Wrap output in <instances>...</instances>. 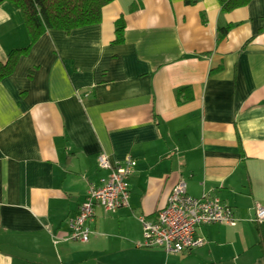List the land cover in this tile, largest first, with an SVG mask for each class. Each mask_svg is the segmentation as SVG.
<instances>
[{
	"label": "crops",
	"instance_id": "crops-1",
	"mask_svg": "<svg viewBox=\"0 0 264 264\" xmlns=\"http://www.w3.org/2000/svg\"><path fill=\"white\" fill-rule=\"evenodd\" d=\"M124 41L114 43L116 22ZM233 25L220 37V28ZM29 36L0 4V61ZM137 164L127 206H95L88 242L70 236L91 184ZM218 197L236 225L169 254L141 246L172 188ZM264 0H114L100 23L47 30L0 81V264H264Z\"/></svg>",
	"mask_w": 264,
	"mask_h": 264
},
{
	"label": "built area",
	"instance_id": "built-area-1",
	"mask_svg": "<svg viewBox=\"0 0 264 264\" xmlns=\"http://www.w3.org/2000/svg\"><path fill=\"white\" fill-rule=\"evenodd\" d=\"M98 163L102 169L108 171V176L103 179L102 185H90L79 214L70 219L69 238L74 241L90 240V223L94 219L96 205L116 212L129 203L130 178L137 162L127 158L123 164L113 163L102 153L98 157ZM254 220L264 222V206L259 203L255 207ZM140 221L144 239L141 246L161 248L169 254H177L200 248L206 243L198 233L202 226L215 223L236 225L238 219L233 209L218 197L209 194L191 196L187 181L182 179L174 185L166 206L157 216L152 220L141 216Z\"/></svg>",
	"mask_w": 264,
	"mask_h": 264
},
{
	"label": "trees",
	"instance_id": "trees-1",
	"mask_svg": "<svg viewBox=\"0 0 264 264\" xmlns=\"http://www.w3.org/2000/svg\"><path fill=\"white\" fill-rule=\"evenodd\" d=\"M5 0H0V4ZM18 7L24 18L29 43L23 48L12 49L6 62L0 61V81L10 76L19 59L27 55L34 43L47 30L70 32L74 29L100 23L103 8L114 0H8ZM225 12L248 5L253 0H218ZM233 25L220 28V37L225 36ZM125 21L116 22L114 43L124 41Z\"/></svg>",
	"mask_w": 264,
	"mask_h": 264
},
{
	"label": "rangeland",
	"instance_id": "rangeland-1",
	"mask_svg": "<svg viewBox=\"0 0 264 264\" xmlns=\"http://www.w3.org/2000/svg\"><path fill=\"white\" fill-rule=\"evenodd\" d=\"M24 19V18H23ZM25 24V23H24Z\"/></svg>",
	"mask_w": 264,
	"mask_h": 264
}]
</instances>
